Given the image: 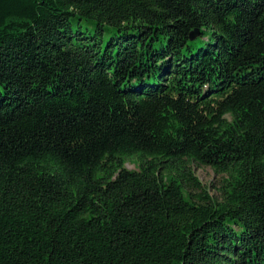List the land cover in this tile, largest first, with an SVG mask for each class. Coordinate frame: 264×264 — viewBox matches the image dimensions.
Wrapping results in <instances>:
<instances>
[{
    "label": "trees",
    "instance_id": "16d2710c",
    "mask_svg": "<svg viewBox=\"0 0 264 264\" xmlns=\"http://www.w3.org/2000/svg\"><path fill=\"white\" fill-rule=\"evenodd\" d=\"M0 264H264V0H0Z\"/></svg>",
    "mask_w": 264,
    "mask_h": 264
},
{
    "label": "rangeland",
    "instance_id": "374dc122",
    "mask_svg": "<svg viewBox=\"0 0 264 264\" xmlns=\"http://www.w3.org/2000/svg\"><path fill=\"white\" fill-rule=\"evenodd\" d=\"M125 167L130 170H136L138 168L137 163L131 160L125 163ZM193 170L198 180L207 186L211 195L215 196L220 175L215 173L209 166H193Z\"/></svg>",
    "mask_w": 264,
    "mask_h": 264
},
{
    "label": "water",
    "instance_id": "95a60500",
    "mask_svg": "<svg viewBox=\"0 0 264 264\" xmlns=\"http://www.w3.org/2000/svg\"><path fill=\"white\" fill-rule=\"evenodd\" d=\"M198 31L197 30H194L190 33V38H193L197 35Z\"/></svg>",
    "mask_w": 264,
    "mask_h": 264
}]
</instances>
